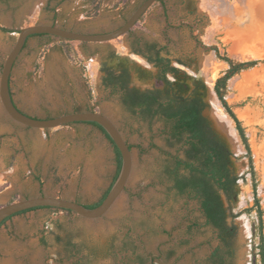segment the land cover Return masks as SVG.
<instances>
[{
    "label": "rangeland",
    "instance_id": "374dc122",
    "mask_svg": "<svg viewBox=\"0 0 264 264\" xmlns=\"http://www.w3.org/2000/svg\"><path fill=\"white\" fill-rule=\"evenodd\" d=\"M143 1L58 0L52 3L54 11L46 8L48 0H0V75L20 28L55 23L106 32L121 25ZM165 1L166 6L156 1L132 29L148 41L167 45L173 64L205 81L204 114L229 143L234 171L244 176L232 203L233 212H241L254 202L253 179L236 124L214 89L229 64L209 46L218 45L235 61L264 60V0ZM131 39L127 33L89 42L86 50L82 41L34 36L17 58L12 89L24 111L41 118L90 108L107 114L134 145V169L116 206L102 217L88 219L63 209L39 208L6 221L0 227V264H76L82 258L87 264H202L209 253L210 246L201 244L212 239L210 229L187 232L190 221L204 222L198 201L169 191L157 176L165 160L162 150L177 148L168 145L160 123L150 128L132 119L118 95L103 84L102 62L115 65L123 60L130 66L132 85L164 87L158 69L133 56ZM251 49H259L257 56ZM112 54L117 55L110 58ZM226 97L246 127L264 207V61L231 78ZM214 102L223 106L227 117L218 115ZM126 119L132 126L125 124ZM51 130L16 123L0 112V206L45 193L90 204L109 188L117 161L106 134L89 124L75 125L68 137L50 134ZM152 141L162 150L150 147ZM138 144L149 151L141 155ZM235 222L237 263L250 264L257 214L243 212Z\"/></svg>",
    "mask_w": 264,
    "mask_h": 264
},
{
    "label": "trees",
    "instance_id": "16d2710c",
    "mask_svg": "<svg viewBox=\"0 0 264 264\" xmlns=\"http://www.w3.org/2000/svg\"><path fill=\"white\" fill-rule=\"evenodd\" d=\"M54 1L58 0H48L46 8L55 11V7L52 6ZM157 1H161L166 6L165 0ZM2 29L5 31L12 30L8 27H2ZM128 33L133 37L130 42L132 51L144 56L159 69L158 78L165 82L166 87L164 89H140L133 86L131 83V71L128 66L120 62L119 66L115 68L110 66L107 61L101 64V70L104 72L103 84L112 94L118 95L122 107L130 114L132 119L145 122L150 128L160 123L159 130L165 136L168 145L177 148L176 152H170L162 150L153 141L150 144V147L161 149L165 155L162 167L157 171L160 181L168 184L169 191H175L177 195L198 201L199 208L204 216V222L201 223L199 220L190 221L187 230L188 234L191 235L194 229L199 230L203 227L212 231V239H207L201 244L210 246L209 253L201 260V263L238 264L236 240L239 226L235 222V218L243 212L248 214L256 212L255 243L252 247L250 264H264V207L259 194V180L253 151L246 127L226 97L228 83L231 78L243 70L259 65L264 60L235 61L228 52L222 54L218 45L209 46L210 49L216 51L217 56L221 60L229 64V67L216 79L214 89L226 112L236 124L246 149L245 156L248 157L249 172L252 174L253 179V204L241 212L234 213L232 203L239 194V180L244 178V176H240L234 171L232 167L233 152L229 143L214 129L211 120L204 114V110L208 106L205 100V81L200 77H193L180 67L175 66L166 51L167 45H161L157 41H148L135 34L133 29ZM34 36L56 37L42 33L33 34L29 38ZM81 43L87 50L89 42L82 41ZM72 51L74 53L77 52L75 48H72ZM116 55L112 54L110 58H114ZM190 80H192V85H194L193 88H191L189 83ZM75 111H81V109H76ZM50 117L53 116L49 115L47 118ZM84 123L99 127L113 144L116 153L117 172L112 185L98 201L86 204L88 207H95L108 195L119 176L123 160L120 150L100 124L97 122ZM125 124L131 125L127 119ZM130 145L133 148L134 145ZM137 147L140 149L141 155L149 151V148H145L141 144H138ZM39 208L62 209L57 207H37L24 210L4 220L0 227L15 215ZM63 210L74 212L68 209ZM230 217H232V220H230ZM185 242H188V240ZM173 253L174 251L171 250L169 254L172 255ZM76 264L87 263L82 258Z\"/></svg>",
    "mask_w": 264,
    "mask_h": 264
},
{
    "label": "water",
    "instance_id": "95a60500",
    "mask_svg": "<svg viewBox=\"0 0 264 264\" xmlns=\"http://www.w3.org/2000/svg\"><path fill=\"white\" fill-rule=\"evenodd\" d=\"M156 1L157 0H144L121 25L106 32H83L65 28L56 24L44 23L33 24L20 28L17 41L11 48L1 70L0 99L2 102V111L16 123L36 129L56 128L75 122H97L104 128L115 146L120 150L123 161L118 178L114 182L108 195L99 205L95 207H88L86 204L73 199L40 194L1 205L0 224L16 213L37 207H57L68 209L89 219L102 217L114 209L117 201L127 189L128 182L134 169V158L130 142L126 140L123 132L116 122L107 114L91 109L67 112L50 118H41L25 113L18 107L14 100L11 90V75L15 62L31 35L46 33L66 40L87 42L109 41L127 34Z\"/></svg>",
    "mask_w": 264,
    "mask_h": 264
},
{
    "label": "crops",
    "instance_id": "0c3cea01",
    "mask_svg": "<svg viewBox=\"0 0 264 264\" xmlns=\"http://www.w3.org/2000/svg\"><path fill=\"white\" fill-rule=\"evenodd\" d=\"M82 17H85V16H83L82 15ZM83 21V20H82ZM84 32V31H83ZM257 49V48H256ZM78 55H80V56H82V52H80L79 50H78ZM11 90H12V94H13V97H14V93H13V89H12V78H11ZM14 100H15V102H16V104L18 105V103H17V101H16V99H15V97H14ZM2 103V102H1ZM18 107L21 109V110H23L19 105H18ZM2 109V106H1V108H0V112L2 111L1 110ZM24 111V110H23ZM25 113H28V114H31V113H29V112H26V111H24ZM81 124H89V123H84V122H81V123H71V124H67V125H63V126H60V127H56V128H52V129H54L53 131L51 130V132H50V134H53V133H59V134H61V135H63V136H65V137H68L70 134H71V132L73 131V129H74V126L75 125H81ZM89 125H93V124H89ZM115 149V148H114ZM39 178V177H38ZM42 183H43V181H41L40 182V185H42ZM107 191V190H106ZM105 191V192H106ZM42 192V191H41ZM104 192V193H105ZM46 194V193H45ZM76 201H79V200H77V199H75ZM79 202H82V201H79ZM82 203H84V204H89V203H86V202H82ZM91 204V203H90ZM35 210V209H34ZM31 211V210H30ZM13 218V217H12ZM11 218V219H12ZM89 219V218H88Z\"/></svg>",
    "mask_w": 264,
    "mask_h": 264
},
{
    "label": "flooded vegetation",
    "instance_id": "af4514ba",
    "mask_svg": "<svg viewBox=\"0 0 264 264\" xmlns=\"http://www.w3.org/2000/svg\"><path fill=\"white\" fill-rule=\"evenodd\" d=\"M134 54H136V55H138V56H141L144 60L142 61V62H148L149 64H152V63H150L144 56H142V55H140V54H137V53H135L134 52ZM136 57V56H135ZM138 59V58H137ZM139 60V59H138ZM141 61V60H140ZM124 63L126 66H128L129 68H130V66L125 62V61H123V60H119V62L117 63V64H115V65H113V64H109L110 66H113V67H115V68H117L118 66H119V63ZM182 62V64H185V62L184 61H181L180 60V63ZM175 65V64H174ZM154 66V65H153ZM175 66H177V65H175ZM154 67H156V66H154ZM178 67H180V66H178ZM157 68V67H156ZM181 69H183L185 72H187L184 68H182V67H180ZM158 69V68H157ZM102 71V70H101ZM130 71H131V69H130ZM103 72V71H102ZM158 72H159V69H158ZM188 73V72H187ZM188 74H190V73H188ZM190 75H192V74H190ZM103 76H104V72H103ZM103 76H102V80H103ZM193 77H200V78H202L201 76H199V75H197V76H194V75H192ZM131 77H132V75H131ZM157 78H158V76H157ZM203 79V78H202ZM158 80L159 81H162V80H160L159 78H158ZM163 83H164V87H153V88H160V89H164L165 87H166V84H165V82L164 81H162ZM133 86H135V85H133ZM193 86L194 85H192L191 84V88H193ZM136 87H138V86H136ZM138 88H140V87H138ZM140 89H143V88H140ZM144 89H152V88H144ZM23 111V110H22ZM31 115V114H30ZM116 172H117V168H116ZM116 172H115V174H116ZM115 174L113 175V178H112V181H111V183H110V186L112 185V183H113V180H114V177H115ZM109 186V187H110ZM103 195H104V193H103ZM102 195V196H103Z\"/></svg>",
    "mask_w": 264,
    "mask_h": 264
},
{
    "label": "bare ground",
    "instance_id": "6f19581e",
    "mask_svg": "<svg viewBox=\"0 0 264 264\" xmlns=\"http://www.w3.org/2000/svg\"><path fill=\"white\" fill-rule=\"evenodd\" d=\"M252 50V49H251ZM255 50V49H254ZM257 50H255V52H253V50L252 51H250V52H252V55H255L256 54V56H257V52L259 51V49H258V51L256 52ZM249 53V52H248ZM260 53V52H259ZM133 56H136V58H138L139 59V61L141 60V61H143L144 59L141 57V56H138V55H136V54H134ZM145 61V60H144ZM213 105H214V107H215V109L218 111V115L221 117V118H225V117H227V114H226V112H225V110L223 109V106L222 105H220L218 102H214L213 103Z\"/></svg>",
    "mask_w": 264,
    "mask_h": 264
}]
</instances>
